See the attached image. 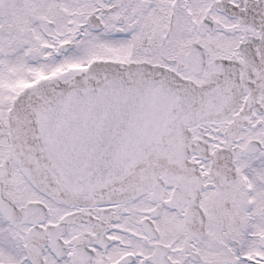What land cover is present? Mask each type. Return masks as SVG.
I'll list each match as a JSON object with an SVG mask.
<instances>
[{"label":"snow or ice","instance_id":"obj_1","mask_svg":"<svg viewBox=\"0 0 264 264\" xmlns=\"http://www.w3.org/2000/svg\"><path fill=\"white\" fill-rule=\"evenodd\" d=\"M0 264H264V0H0Z\"/></svg>","mask_w":264,"mask_h":264}]
</instances>
